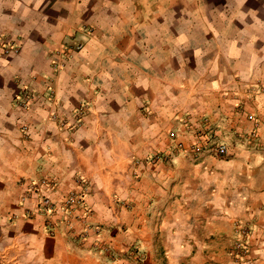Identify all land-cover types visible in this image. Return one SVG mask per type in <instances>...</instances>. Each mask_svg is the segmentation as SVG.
<instances>
[{
	"label": "crops",
	"instance_id": "1",
	"mask_svg": "<svg viewBox=\"0 0 264 264\" xmlns=\"http://www.w3.org/2000/svg\"><path fill=\"white\" fill-rule=\"evenodd\" d=\"M0 40V264H264V0H0ZM187 115L258 142L151 161ZM77 177L91 214L50 232L28 188Z\"/></svg>",
	"mask_w": 264,
	"mask_h": 264
},
{
	"label": "built area",
	"instance_id": "2",
	"mask_svg": "<svg viewBox=\"0 0 264 264\" xmlns=\"http://www.w3.org/2000/svg\"><path fill=\"white\" fill-rule=\"evenodd\" d=\"M70 49L71 48L63 46V50L61 48L54 53V58L51 65L55 72H59L65 67V60L67 56L64 54V52ZM78 49H81V46H78ZM20 51L21 46L18 42L0 40V57L19 54ZM36 98L37 94L35 92L32 90H24V92L18 98V106L23 110H29L32 108ZM46 99L48 101L53 100L51 92L46 94ZM171 138L175 140L176 134L172 133ZM175 148L179 151H185V147L181 142H178L175 145ZM215 151L219 155H224L227 153V148L221 146L216 148ZM166 159V155L159 154L153 156L151 161H166ZM57 187L58 184L56 182L47 178H43L32 183L27 191L28 194L36 199L37 205L35 211L37 214H40L46 218V228H48L50 232H53L56 228L62 225L72 229V220L74 218H78L79 216L82 220H86L91 214V209L87 203V197L90 193V184L87 179L84 177H77L76 188L60 199H55L52 196L56 192ZM236 234L237 241L235 243V255L243 256L241 252H247L246 247L250 237V228L239 223L236 225ZM89 236L88 228H85L82 230L79 238L81 240H85L86 238H89ZM96 242L100 243V240L96 239ZM94 247L103 251V248H101L100 244H96Z\"/></svg>",
	"mask_w": 264,
	"mask_h": 264
},
{
	"label": "rangeland",
	"instance_id": "3",
	"mask_svg": "<svg viewBox=\"0 0 264 264\" xmlns=\"http://www.w3.org/2000/svg\"><path fill=\"white\" fill-rule=\"evenodd\" d=\"M183 125L185 126L184 132H178L174 131L172 133L176 134V139L173 140L171 138L172 142V149L170 153H162L163 155L167 156L166 161H162L164 163H167L170 161L172 156H177L181 154H188L190 151L194 153L196 157H202L207 155L215 158H222L226 157L228 155V147L237 144V143H243V142H258V134L256 130H253L251 135H242L237 133H227V131L224 129H208V130H202L198 128L197 126H194L193 121H191L190 115H187L182 120ZM255 127L258 125V121H254ZM196 131V132H195ZM171 133V134H172ZM181 142L184 147L185 151H179L175 148V145ZM186 144H190L189 149H187ZM221 146H224L227 148V153L224 155H219L215 151L216 148H219ZM160 154V155H162ZM159 155V154H158ZM206 157V156H205ZM237 241V234L235 233L234 239H233V247H235V243ZM243 256H245L247 253L244 251L241 252Z\"/></svg>",
	"mask_w": 264,
	"mask_h": 264
}]
</instances>
